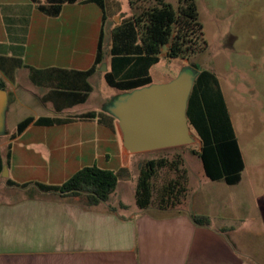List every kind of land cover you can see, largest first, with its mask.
Masks as SVG:
<instances>
[{
  "label": "crops",
  "instance_id": "0c3cea01",
  "mask_svg": "<svg viewBox=\"0 0 264 264\" xmlns=\"http://www.w3.org/2000/svg\"><path fill=\"white\" fill-rule=\"evenodd\" d=\"M101 21L102 10L94 3H65L53 17L30 0H0V58L7 59L0 78L7 116L15 121L5 151L0 147L7 167V176L0 175V264H249L232 240L235 228L213 225V217L225 220L235 211L230 201L237 195L215 191L205 198L198 192L171 209L136 207L140 164L123 147L118 121L106 110L114 99L106 95L100 110L89 105L93 83L104 79L103 72L87 79L92 90L84 103L55 110L53 99L62 96L56 89H82L75 72L93 65ZM12 60L21 66L13 68ZM27 67L37 71L35 82ZM87 112L98 115L63 124L37 122ZM27 118L32 121L11 137ZM89 166L119 172L114 193L96 206L88 207L83 196L62 197L34 186L61 185ZM24 184L30 185L17 186ZM191 215L208 217L209 225H196Z\"/></svg>",
  "mask_w": 264,
  "mask_h": 264
},
{
  "label": "trees",
  "instance_id": "16d2710c",
  "mask_svg": "<svg viewBox=\"0 0 264 264\" xmlns=\"http://www.w3.org/2000/svg\"><path fill=\"white\" fill-rule=\"evenodd\" d=\"M43 14L56 17L65 3H94L102 10L101 30L93 65L84 72H75L83 80L80 90L65 87L57 91L59 100L53 99L56 111L66 106L82 104L86 101L92 88L87 79L106 64L103 73L106 84L121 93L148 86L152 83L149 70L158 63L164 46L168 47V58L188 60L193 55L203 52L207 42L203 36L202 24L195 0H178L174 8L163 0H155V5L144 7L139 5L143 0H127L129 7L135 12L112 29L111 45L108 50L109 60L106 62L104 47V27L107 15L112 11L120 12L116 0H30ZM108 13V14H107ZM0 58V68L3 61ZM13 68L20 67V60H12ZM30 79L35 82L34 73L27 67ZM0 89L6 84L0 78ZM55 90V89H54ZM95 112L71 116L67 118L40 119L39 123L63 124L77 120L87 121L97 117ZM186 117L191 133L199 140L200 147L196 154L201 162L203 173L210 181H223L227 185H235L241 179L244 161L237 137L231 122L229 111L216 75L208 70H200L196 75L187 101ZM32 121L27 118L17 124L11 137L20 134ZM9 155L5 163H8ZM0 155V175L3 169ZM138 170L134 200L139 210L151 206L165 210L181 205L188 194V178L186 170L180 169L182 157L175 155L151 158L141 161ZM161 170L172 171L175 178L167 179L161 186L156 184ZM119 179V172L100 169L96 166L84 167L73 174L67 181L58 186L34 184L40 191L57 193L62 197L83 196L88 207L108 201L114 193ZM6 184L14 185L10 180ZM30 184L17 185L26 188ZM120 208H124L122 204ZM117 208L110 207L111 212ZM193 222L199 226L209 225V218L203 215H191Z\"/></svg>",
  "mask_w": 264,
  "mask_h": 264
},
{
  "label": "rangeland",
  "instance_id": "374dc122",
  "mask_svg": "<svg viewBox=\"0 0 264 264\" xmlns=\"http://www.w3.org/2000/svg\"><path fill=\"white\" fill-rule=\"evenodd\" d=\"M163 1L174 8L178 6V0ZM118 3L120 12L114 9L113 16L107 15L104 27L106 62L109 60L107 52L112 29L135 12L127 0H119ZM195 3L207 42L206 50L182 60L168 58V47L164 46L158 63L150 68L149 74L152 84L156 85L170 82L185 69L193 74L208 70L216 75L244 161L240 182L227 186L223 181L215 184L205 177L195 154L200 143L194 135L193 141L185 146L134 155L137 163L151 158L172 159L180 155V169L186 170L188 178L186 200H191L198 192L206 195L205 198L215 191L237 195L230 201L237 204L235 211H230L225 220L213 217V225L224 224L235 228L232 240L240 252L238 254L247 256L249 264H264V0H195ZM139 5L151 7L155 5V0H143ZM93 86L89 105L97 110L102 108L99 104L106 95L115 99L122 94L110 88L102 78L96 80ZM3 121L0 135L2 152L5 151V137L15 122L12 116H7V112ZM175 176L172 171L161 170L156 184L161 186L163 181ZM211 185L217 186L211 188Z\"/></svg>",
  "mask_w": 264,
  "mask_h": 264
},
{
  "label": "water",
  "instance_id": "95a60500",
  "mask_svg": "<svg viewBox=\"0 0 264 264\" xmlns=\"http://www.w3.org/2000/svg\"><path fill=\"white\" fill-rule=\"evenodd\" d=\"M99 71L105 73L106 64H102ZM197 74L185 69L168 83H151L122 93L106 107L118 121L122 144L128 152L144 153L185 146L193 141L186 107ZM7 105L6 90L0 89V135ZM1 176H7L6 166H3Z\"/></svg>",
  "mask_w": 264,
  "mask_h": 264
}]
</instances>
